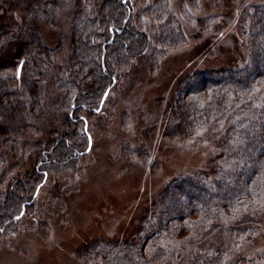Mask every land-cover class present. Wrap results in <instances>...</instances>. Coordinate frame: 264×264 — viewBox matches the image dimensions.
<instances>
[{
    "label": "trees",
    "instance_id": "1",
    "mask_svg": "<svg viewBox=\"0 0 264 264\" xmlns=\"http://www.w3.org/2000/svg\"><path fill=\"white\" fill-rule=\"evenodd\" d=\"M168 2L25 0L30 16L54 26V16L64 14L69 41L62 65L55 63L58 47L46 46L36 31L20 26L11 35L0 26V49L12 36L19 40L17 62L0 63V114L8 129L2 137L8 154H0L1 237L18 230L46 182L79 169L89 150V117L102 109L103 93L121 71L141 57L153 69L171 45L184 42L182 23L193 13L181 2L178 16L171 14ZM242 8L240 61L189 73L168 109L170 138L205 135L218 143L211 169L166 183L134 239L86 243L78 251L83 264H228L239 237L264 213V4ZM197 21L206 32L218 17ZM28 161L31 169L15 172ZM212 229H223L222 248H189Z\"/></svg>",
    "mask_w": 264,
    "mask_h": 264
},
{
    "label": "rangeland",
    "instance_id": "2",
    "mask_svg": "<svg viewBox=\"0 0 264 264\" xmlns=\"http://www.w3.org/2000/svg\"><path fill=\"white\" fill-rule=\"evenodd\" d=\"M181 2L193 13V20L187 17L189 21L182 23L184 42L171 45L153 69L141 57L121 71L102 109L89 117L91 146L79 169L46 182L31 212L19 220L18 230L0 236V264H83L78 251L86 243L134 239L166 183L183 173L211 169L218 143L205 135L178 142L170 138L168 109L178 82L186 75L240 61L246 44L239 35L242 7L264 4V0H169L171 14L178 16ZM56 15L54 26L30 16L25 0H0V26L14 30L11 35L20 26L36 31L46 46L58 47L55 63L62 65L69 30L64 14ZM210 15L218 21L205 32L197 20ZM145 23L153 27L149 20ZM13 38L0 49V63L17 62L19 40ZM3 118L0 114V154L7 156L2 137L8 129ZM19 137L25 140L24 133ZM32 166L22 162L15 172ZM255 217L254 229L239 237L228 264H264V213ZM222 232L212 229L189 248H222Z\"/></svg>",
    "mask_w": 264,
    "mask_h": 264
},
{
    "label": "water",
    "instance_id": "3",
    "mask_svg": "<svg viewBox=\"0 0 264 264\" xmlns=\"http://www.w3.org/2000/svg\"><path fill=\"white\" fill-rule=\"evenodd\" d=\"M110 88H111V86H108V87L106 88V90H105V92L103 93V96H102V98H101V102H100V104H102V103L104 102V100H105V98H106V96H107V94H108ZM90 146H91V138H90V136H89L88 149L90 148Z\"/></svg>",
    "mask_w": 264,
    "mask_h": 264
}]
</instances>
